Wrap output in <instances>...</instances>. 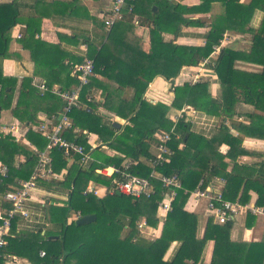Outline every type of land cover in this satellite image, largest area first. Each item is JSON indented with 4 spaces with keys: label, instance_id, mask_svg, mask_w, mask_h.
<instances>
[{
    "label": "trees",
    "instance_id": "obj_1",
    "mask_svg": "<svg viewBox=\"0 0 264 264\" xmlns=\"http://www.w3.org/2000/svg\"><path fill=\"white\" fill-rule=\"evenodd\" d=\"M211 1L202 0L198 6L187 7L168 0H127L121 18L108 31L102 21L103 42L95 45L86 41L88 52L85 58H76L63 52L59 45H48L34 38L39 33L43 16H50L44 11L54 9L61 16L75 15L80 9L79 1H38L35 10L38 18L24 20L27 38L22 41L30 52L34 77L42 78L38 81H45L49 90L57 84L62 91H71L80 83L74 66L86 58L93 62L95 76L90 78L89 84L81 87L79 107L68 113L72 129L65 133L67 140L85 147L90 160L81 164L77 157L64 158L60 150L51 152L52 171L66 170L62 182L55 185L65 190L68 198L62 203L44 205L46 224L38 227L36 232H18V219H14L10 226L12 236L6 238L7 245L0 250V264H4L6 254L24 258L30 264H264V241H232L233 222L220 226L212 218H207L203 236L198 238V215L191 199V192L201 180L204 186L212 178L222 177L226 180L224 199L245 204L250 202V193H255V204L264 205V173L246 169L237 162L238 157L248 154L242 147V136L264 141V116L250 113L245 123L221 124L208 139L192 132L183 120L177 123L175 135L168 144L172 151L170 161L157 168L161 175H176L180 182V188L174 189L176 196L162 226L157 212L163 189L157 180L150 179L155 188L151 197L137 199L124 194L119 196L116 192L110 194L111 180L119 177L113 174L112 179L106 178L96 172L108 166L121 168L128 159L135 162L129 167L130 174L149 177L152 168L140 158H151L149 148L154 134L169 131L172 127L166 118L169 107L152 105L143 99L149 83L156 77L173 82L181 68L198 66L213 53L214 47L220 45L226 32L238 37L249 33L250 46L247 51L221 48L209 65L217 77V96L211 95L207 80L172 86L170 108L180 110L189 106L211 117L224 115L232 119L236 116V106L243 104L264 114V0H250L247 5L240 4L239 0H217L225 5L224 25H212L202 47L179 46L162 40L161 35L165 32L177 37L181 27L203 26L201 18L190 16L208 12ZM256 9L263 11V17L259 26L252 29L248 23ZM136 19L140 25L149 28L150 39L158 44L156 57L146 54L141 40L134 35L132 23ZM20 21L23 20H20L15 4H0V60L14 57L9 52L8 34ZM63 57L72 60L65 75L59 72ZM32 81L33 77L19 80V94L11 109L17 78L3 76L0 68V106L11 109L13 117L20 122L32 119L29 107L34 96L51 98L62 106L59 97L50 91L41 93ZM124 88L134 91L129 102L122 98ZM95 90L100 92L97 98ZM114 117L128 122L120 132L121 127L116 123L104 122ZM83 131L96 135L115 154L107 155L101 147L91 150ZM25 139L27 146L14 143L13 136L0 135V163L8 169L6 176H0L1 194L16 185L17 178L29 179L38 152L46 145L44 136L33 129L27 131ZM222 145L227 148L225 153L221 151ZM18 155L24 157V162L16 166ZM260 155L264 160V153ZM229 164L231 169L228 171ZM89 182L105 186L107 194L99 197L87 192ZM4 204L3 207H9ZM72 215L77 218L94 215L95 219L76 225ZM245 217V226L249 228L254 216ZM141 219L148 226L160 229L157 239L147 240L139 236L137 222ZM174 242L178 244L177 249L170 260H165L166 252ZM208 243H211L210 257L203 263ZM41 251L45 253L43 257L39 255Z\"/></svg>",
    "mask_w": 264,
    "mask_h": 264
},
{
    "label": "crops",
    "instance_id": "obj_2",
    "mask_svg": "<svg viewBox=\"0 0 264 264\" xmlns=\"http://www.w3.org/2000/svg\"><path fill=\"white\" fill-rule=\"evenodd\" d=\"M39 0H0V4H10L13 3L18 8L20 14V21L15 25L9 32L8 37L9 42V52L14 55L12 59H2L0 60V68L2 74L5 77L17 78V86L14 94V98L11 109L14 107L16 98L19 94L20 82L19 80L25 77H34V64L30 59V52L24 47L22 42L27 38L26 33V24L24 20L28 17L38 18V14L35 13V10L38 9ZM48 2V0H43ZM50 1V0H49ZM79 1L80 9L77 13L70 16H61L56 13V11L49 10L44 11L50 16H43L40 22L39 33L35 35V39H38L48 45H59V48L63 52L76 58H85L88 52V44L92 42L95 45L103 42L104 31L101 27L103 14L106 13V10L110 7V0H85ZM172 4H179L181 6L193 7L201 4L202 0H168ZM250 0H239V3L242 5H247ZM156 10V8H155ZM224 13L225 5L217 0H213L210 3L209 11L206 13H199L190 16L193 19L201 18L204 22L201 27H181V33L179 36L175 37L170 32L163 33L162 40L163 42H173L179 46H192V47H202L205 44L206 33L209 31L212 25H218L222 27L224 25ZM263 17V11L256 9L254 10L248 27L256 29ZM255 21V23H254ZM133 24V23H132ZM134 35L141 40L142 50L151 56L156 57L158 55V44L153 42L150 39V30L145 25L133 24ZM19 36V37H18ZM225 38L227 41H224ZM249 40L250 34L245 33L241 37L236 36L226 32L223 34V38L220 41L218 47H214L213 53L206 59H203L198 66L196 67H183L179 71L178 75L175 77L173 82L166 81L161 77H156L151 83H149L143 99L149 102L150 104H163L164 106L169 107L166 118L173 115L178 110L170 108L172 103V86H181L184 83H190V79L197 77L199 80H207L210 82V93L212 96H217L218 94V83L217 77L213 73L212 69L209 67L211 63L217 56L219 50L224 47H232L241 51H247L249 49ZM220 48L218 51L215 50ZM70 56V57H71ZM67 57H63L61 64L59 65V72L61 75L67 74V68L72 64V60ZM207 61L208 64H204V61ZM71 68V67H70ZM69 69V68H68ZM72 71V70H71ZM38 79H42L38 77ZM53 86H59L57 84ZM95 97L100 94L99 91L95 90ZM134 91L131 88H124L122 92V98L125 101H131L133 98ZM57 101L51 98H41L39 96H34L31 100V105L29 107V112L32 114L31 120L29 122H20L13 117L11 109H3L0 106V135L2 136H13V142L18 145L27 146L28 142L25 139L26 133L28 130L33 129L38 123L47 121L52 116L57 115L61 110V105L56 103ZM184 113L182 115L183 122L189 124V127L192 132L203 136L204 138H210L215 134L216 130L221 124L230 126L232 123L237 124L239 122H247V114H259L264 116L263 113L253 110L251 107L238 104L236 106V116L232 119H228L226 116H216L211 117L207 114L199 111H195L189 106H185ZM169 120V119H168ZM201 121H203L201 123ZM111 122L116 123L122 130V128L128 124L126 120L114 117ZM14 126H17V129ZM234 135H237L235 131L232 130ZM96 138L97 136L94 135ZM92 138V139H94ZM242 147L248 151L247 155L238 157V164L242 165L244 168L256 171L261 170L264 173V160L260 154L264 153V141L251 139L243 137ZM154 140V139H153ZM155 144L156 141L150 143L149 153L152 156L155 153ZM223 147L222 153H225L227 148ZM94 149V148H93ZM92 150V149H91ZM90 150V151H91ZM102 151L107 155H114L115 152L107 148H102ZM88 154H90L88 152ZM128 160V159H127ZM126 160V161H127ZM141 162L149 164V159L140 158ZM16 166L24 162V157L21 155L16 156L15 159ZM4 165L0 163V172ZM231 169L229 164L228 171ZM61 178L57 180H41L37 183L36 189L30 194V201L27 202V210L30 213V220H18L17 231H37L38 227L44 226L46 224V219L44 217V205L50 203H62L67 200L68 195L65 190H62L55 184H60L66 175V170L60 171ZM1 176V174H0ZM21 179L17 178L15 181ZM15 185H13L9 190H11ZM97 188V196L103 197L107 194V188L105 186L95 184ZM2 195L0 193V206L3 207L5 204L2 202ZM250 202H255L256 195L255 193H250ZM199 209L196 211L198 215L197 223V237L202 238L204 229L206 226V220L208 218L203 215L204 206L203 203L198 204ZM74 216V215H72ZM158 219V218H157ZM247 217H238L231 224V233L230 238L234 242H261L264 241V218L263 217H254L253 224L247 228L245 226ZM159 225L162 226L163 220H158ZM153 229V235L151 240H155L160 235V229ZM178 244L172 243L165 255V260H170ZM205 251L207 257H210L211 243L206 244ZM204 251V259H205ZM15 260L9 258H3L4 264H30L26 259L20 258L14 255ZM207 259V261H208ZM206 261V262H207Z\"/></svg>",
    "mask_w": 264,
    "mask_h": 264
},
{
    "label": "built area",
    "instance_id": "obj_3",
    "mask_svg": "<svg viewBox=\"0 0 264 264\" xmlns=\"http://www.w3.org/2000/svg\"><path fill=\"white\" fill-rule=\"evenodd\" d=\"M85 1V0H80ZM127 0H110V7L103 14L102 20L105 23V31H108L110 27L121 18V12L126 6ZM131 10L129 7L128 11ZM138 20H134L133 24H138ZM19 37V36H18ZM224 41H227L225 38ZM217 48L215 50H219ZM204 64H208L205 60ZM209 63L208 65H210ZM93 62L90 59H84L83 63L74 66V72L77 73L79 78V86L71 91H62L58 86H53L52 89H48L45 81H38L33 78L32 85L41 93L50 91L52 94L59 97L62 102V107L57 115L52 116L47 121L38 123L33 127L34 131L42 134L46 140V145L43 150L38 152L37 162L33 169V172L28 180H19L16 185L11 189L3 193L2 202L9 204L8 208L0 206V250L6 247V238L12 236L10 234L11 222L14 219L30 220V213L27 210V202L30 201V194L36 189L37 183L41 180H57L61 178V173H54L51 168V152L54 149L60 150L62 155L66 159H72L77 157V160L81 164H85L89 158L88 152L85 147L75 141L67 140L65 133L72 129V122L68 117V113L72 108L79 107V92L82 86L89 84V80L94 75ZM199 79L194 77L190 79V83L194 84ZM184 109H180L168 119L172 123V127L169 131H158L154 134L155 153L149 158V165L152 170L148 178L140 177L130 174L129 167L135 162L127 160L123 163L121 168L115 166H108L102 169L96 170L97 174L103 175L106 178H111L113 174H116L119 178H113L111 180L112 187L109 191L112 193H120L134 198H149L154 192L155 188L150 179L157 180L161 188L163 189V198L158 205L157 218L163 220L168 211L171 209V204L176 196L174 189L180 188V182L176 175L166 176L157 172V168L163 164H167L172 156V151L168 147V144L173 135L177 123L183 120ZM17 129V126H14ZM78 131V130H74ZM85 135L87 145L90 149L104 146L101 141L93 134L87 131L82 132ZM94 138V139H92ZM8 169L3 166L1 169V176H6ZM226 180L222 177H215L207 181L203 186V181L198 183V186L191 192V199L195 204L203 203L204 209L207 212L208 218H212L213 222L217 225L224 226L227 223L234 222L238 217H245L252 215L254 217L264 218V205L258 206L255 202H248L242 204L238 201H228L224 199L223 192L225 189ZM87 192L97 194V188L92 182L88 183L86 188ZM108 192V191H107ZM76 220L77 215L71 217ZM138 234L141 237L145 235L152 236L153 229L148 226L144 219L137 222ZM151 240V238H150ZM44 252L41 251L39 255L44 256ZM9 258L15 260L13 256H3V258Z\"/></svg>",
    "mask_w": 264,
    "mask_h": 264
},
{
    "label": "water",
    "instance_id": "obj_4",
    "mask_svg": "<svg viewBox=\"0 0 264 264\" xmlns=\"http://www.w3.org/2000/svg\"><path fill=\"white\" fill-rule=\"evenodd\" d=\"M155 10V8H154ZM105 123H111L110 120H105ZM120 196V193H118ZM95 219L94 215H86L75 220L76 225H83L92 222Z\"/></svg>",
    "mask_w": 264,
    "mask_h": 264
},
{
    "label": "rangeland",
    "instance_id": "obj_5",
    "mask_svg": "<svg viewBox=\"0 0 264 264\" xmlns=\"http://www.w3.org/2000/svg\"><path fill=\"white\" fill-rule=\"evenodd\" d=\"M228 119H229V118H228ZM198 209H199V206H197V207L195 208V211H198ZM203 215H204L205 217H207V212H206L205 210H204V212H203ZM144 237L147 238V240H150V238H152L151 236H148V235H145ZM152 239H153V238H152ZM207 259H208V257H207V253H206V251H205V259L203 260V263L206 262Z\"/></svg>",
    "mask_w": 264,
    "mask_h": 264
},
{
    "label": "clouds",
    "instance_id": "obj_6",
    "mask_svg": "<svg viewBox=\"0 0 264 264\" xmlns=\"http://www.w3.org/2000/svg\"><path fill=\"white\" fill-rule=\"evenodd\" d=\"M254 23H255V21H254ZM203 121H201V123H202ZM224 149H223V147L221 148V151H223Z\"/></svg>",
    "mask_w": 264,
    "mask_h": 264
}]
</instances>
